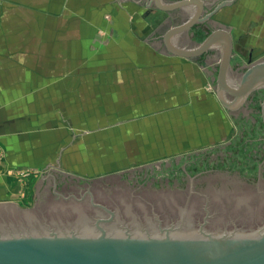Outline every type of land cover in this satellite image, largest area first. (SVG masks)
Masks as SVG:
<instances>
[{
    "label": "crops",
    "instance_id": "1",
    "mask_svg": "<svg viewBox=\"0 0 264 264\" xmlns=\"http://www.w3.org/2000/svg\"><path fill=\"white\" fill-rule=\"evenodd\" d=\"M82 5L85 15L50 33V49L43 42L29 63L15 72L9 68L13 83L0 72L4 166L50 167V135H61L51 125L60 122L84 128L75 135H85L88 123L135 126L155 118L161 125L166 115L216 122L220 111L240 109L251 93L264 90V0H83ZM190 20L187 29L175 31ZM205 28L210 33L194 39ZM213 32L216 37L199 52ZM183 51L194 54L182 56ZM3 62L0 71L6 72ZM251 67L257 68L249 74ZM52 76L62 78L52 83ZM213 76L215 95L205 89Z\"/></svg>",
    "mask_w": 264,
    "mask_h": 264
},
{
    "label": "water",
    "instance_id": "2",
    "mask_svg": "<svg viewBox=\"0 0 264 264\" xmlns=\"http://www.w3.org/2000/svg\"><path fill=\"white\" fill-rule=\"evenodd\" d=\"M229 52L228 45L224 63ZM258 165L253 177L208 171L184 190L139 195L116 174L80 180L50 169L32 208L0 203V264H264V162Z\"/></svg>",
    "mask_w": 264,
    "mask_h": 264
},
{
    "label": "rangeland",
    "instance_id": "3",
    "mask_svg": "<svg viewBox=\"0 0 264 264\" xmlns=\"http://www.w3.org/2000/svg\"><path fill=\"white\" fill-rule=\"evenodd\" d=\"M82 1L0 0V62L5 61L8 66L6 72H0L8 74L10 84L15 76L9 75V68L15 72V68L29 63L31 54L43 42L50 49V33L56 26L85 15ZM178 21L179 18L174 19L175 24ZM210 31L205 28L194 32V39L200 42ZM50 78L53 83L62 77ZM208 79L205 89L215 95L217 76ZM263 99L264 90L259 89L240 109L230 113L224 109V114L220 111L216 122H203L194 114L192 119L190 115H166L161 125L155 118L135 126L88 123L85 135H75L84 130L77 124L51 125L61 135H50V167L39 171L14 169L4 166L7 156L0 152V176L5 177V181H0V203L32 208L35 186L50 169L80 180L116 174L128 183L130 190L135 188L137 195L184 190L197 174L208 171L253 177L259 173L258 164L264 162ZM115 132L119 134L114 135Z\"/></svg>",
    "mask_w": 264,
    "mask_h": 264
}]
</instances>
